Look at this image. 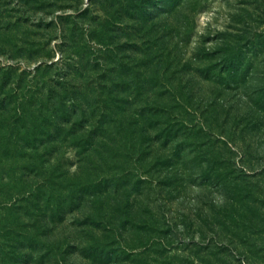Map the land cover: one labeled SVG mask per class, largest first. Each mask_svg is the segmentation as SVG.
Masks as SVG:
<instances>
[{"label": "trees", "instance_id": "trees-1", "mask_svg": "<svg viewBox=\"0 0 264 264\" xmlns=\"http://www.w3.org/2000/svg\"><path fill=\"white\" fill-rule=\"evenodd\" d=\"M240 4L245 8L238 9L232 31L219 34L212 48H196L188 60L184 48L196 7H186L158 39L154 40L156 29L145 31L140 38L148 39L140 45L121 44L114 14L106 12L99 18L85 10L78 13L79 27L67 39L64 35L62 44L71 54L68 60L75 62V55L81 62L73 73L67 65L68 71L52 87V96L48 91L46 103L52 99V108L31 98L11 107L15 125L40 133L51 117L55 129L47 142L31 143L35 149L45 146L43 153L0 155V264H29L28 251L39 247L40 251L51 247L57 264H65L69 244L63 250L58 241L52 242V226H57L54 217L66 208L70 212L82 208L84 220L78 227L102 236L91 245L95 253L99 246L123 249L125 254V243L131 242L163 257L171 243H162L168 233L164 228H169L165 219L160 220L153 208L141 211L124 205L119 197L129 185L120 181L134 178V186L155 184L159 193L170 197L184 181L182 158L189 154L203 169V179L221 187L235 184L236 172L264 170H256L252 160L255 137L264 128V0ZM38 73L35 68L31 81ZM195 78L214 87L216 95L237 90L245 113L240 108L229 113L230 108L226 111L216 99L198 100ZM201 105L203 119L198 124L191 117ZM62 134L78 148V167L72 176L61 170L56 153H47L63 145ZM24 142L14 139L6 145L29 148L30 141ZM225 149L236 151L238 161L222 163ZM223 166L227 173H222ZM112 170L114 176L107 178ZM109 179L112 185L107 186ZM121 216L127 217L126 228ZM153 234L156 241H148Z\"/></svg>", "mask_w": 264, "mask_h": 264}, {"label": "rangeland", "instance_id": "rangeland-1", "mask_svg": "<svg viewBox=\"0 0 264 264\" xmlns=\"http://www.w3.org/2000/svg\"><path fill=\"white\" fill-rule=\"evenodd\" d=\"M242 1L190 0L192 4L188 5L184 0H0V155L43 153L45 146L35 149L31 143L35 139H38L37 142L52 139V129L55 127L51 117L44 131L34 133L13 123L10 119L11 107L31 98L33 103L39 102L52 108V99L46 103L48 91L52 96V87L68 71L67 65H70L73 73L76 64L81 62L75 55H72L75 62L68 60L71 54L65 42L62 44L64 35L67 39L72 35V30L79 27L77 17L80 11L85 10V14L99 18H103L106 12L114 14L119 23L116 31L121 44L140 45L148 39L145 36L140 38L145 31L156 29L154 40L158 39L171 21L174 24L180 19L186 7H196L194 27L184 48V57L188 60L196 48H212L219 34L232 31L233 23H238L235 19L238 9L245 8L240 4ZM250 12L256 13L252 9ZM50 63H53L52 67L47 69ZM35 68L39 73L35 81H31ZM195 81L198 80L195 78ZM194 86L198 100L216 99L217 103H223L226 111L230 108L229 113L231 108H240L241 114L245 113L237 90L228 95H216L211 85L205 86L198 81ZM66 99L65 104L68 105L69 99ZM4 104L7 106L2 108ZM202 106L195 113L192 112L194 117L191 118L198 124L203 119L199 117ZM194 107L197 109L196 105ZM228 132L226 129L223 133L227 135ZM64 135L59 136L64 139L63 145L57 150H47V153H56L61 158V170L72 176L78 167V148L74 141ZM14 139L24 144V140L27 143L30 141V147L19 149L6 145ZM254 145L252 160L256 170L261 171L264 167V128L255 137ZM193 156H183L184 181L176 191H171L170 197L159 193L155 184L134 186V178L129 182L120 181L124 187L129 185L128 191L122 193V198L119 197L124 205L140 207L141 211L153 208L160 220L165 219L169 228L165 227L164 230L168 233L166 239L163 234L159 237L165 239L162 243H171L162 251L163 257L156 250H144L139 243L131 242L125 243V254L121 253L123 249L119 251L99 246L95 253L91 245L103 240L102 236L94 237L78 227L77 224L84 220L80 213L84 211L82 208H75V212L66 208L63 214L54 217L59 223L52 226V242L58 241L63 250L69 244L65 264H264V170L255 174L236 172L237 182L221 187L216 182L203 179L205 173ZM222 157V163L237 162L239 154L225 149ZM224 167L221 171L227 173ZM113 171L107 172L110 173L107 178L114 176ZM228 174H232L230 178H233V173ZM109 185H112L111 179L108 180ZM85 201L89 203L88 198ZM121 218L126 228L129 223L127 217ZM156 237L153 234L148 241H156ZM191 240L194 241L192 245ZM54 251L51 247L28 251L30 255L27 258L31 259L28 262L57 264ZM46 253L50 255L44 257Z\"/></svg>", "mask_w": 264, "mask_h": 264}]
</instances>
